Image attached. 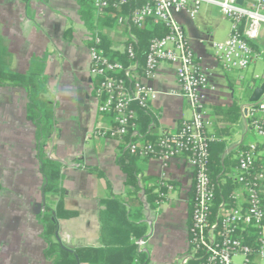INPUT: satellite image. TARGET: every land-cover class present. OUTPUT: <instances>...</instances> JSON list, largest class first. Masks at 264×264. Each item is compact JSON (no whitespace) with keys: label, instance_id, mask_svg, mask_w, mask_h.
<instances>
[{"label":"crops","instance_id":"0c3cea01","mask_svg":"<svg viewBox=\"0 0 264 264\" xmlns=\"http://www.w3.org/2000/svg\"><path fill=\"white\" fill-rule=\"evenodd\" d=\"M79 9L78 0H0V45L7 53L8 68L25 73L34 57L45 58L47 88L39 100L41 106H52L55 111L57 124L46 148L52 157L64 163V206L75 215L59 220L58 236L69 248L100 247L102 199L133 191L117 163L122 141L93 136L96 127L112 126V120L98 111V77L90 69L88 31ZM210 11L209 7L203 8L195 19L184 11L172 14L210 75L213 86L204 92L203 111L213 120L212 130H221L226 137V152L234 151L220 174L233 181L238 143L253 141L245 140L252 131L242 123L240 108L250 100L254 89L244 82L247 77L243 71L229 72L217 58L213 43L225 42L227 38L214 40ZM110 37L113 48L122 50V28L110 31ZM259 63H263L264 75V62L251 67L255 69ZM152 82L159 94L150 104L153 120L149 134L157 137L163 131H176L181 122L194 117L197 109L185 97L169 93L179 89L174 65L163 62ZM235 103L240 114L237 121L224 120L214 111L215 107ZM27 104L28 92L24 87L0 86V264H51L44 255L46 242L37 216L43 207L45 179L39 162L36 125L27 116ZM260 141L256 142L264 143ZM88 166L97 167L104 176L92 173ZM144 166L139 175L141 201H145L143 187L154 184L146 177H165L173 187L162 205L146 213L145 250L149 264H177L190 250L193 168L186 156L174 158L166 166L160 159L150 158ZM57 199L52 197L53 205Z\"/></svg>","mask_w":264,"mask_h":264},{"label":"built area","instance_id":"2783aa9c","mask_svg":"<svg viewBox=\"0 0 264 264\" xmlns=\"http://www.w3.org/2000/svg\"><path fill=\"white\" fill-rule=\"evenodd\" d=\"M127 0H120L121 4ZM145 4L134 8L128 15H119L124 27V40L135 39L132 27L142 28L149 19L161 22L169 33L162 38L151 40L142 73L137 61L128 65L114 61L99 48L101 38L98 33H88L87 41L92 42L90 69L95 77L102 80L95 88L98 111L111 117L112 126L96 127L94 137H108L122 141L130 137L127 148L141 158L156 157L166 166L172 159L186 156L193 168L196 181V204L193 225L189 229L190 250L177 264H189L191 260H203L202 264H261L264 261V143L256 141L239 142L236 152L237 173L233 181L235 187L230 201L219 203L215 219H211L214 187L210 178V144L222 142L226 137L212 130L213 120L203 111L204 92L212 88L210 75L192 49L183 26L173 17V11H184L195 19L203 8L217 7L231 22L228 39L214 42L217 58L229 72H242L253 64L264 62V0H145ZM95 16L104 15L120 3L108 0H92ZM126 22V23H125ZM254 44L258 48L254 47ZM127 49L131 58L135 57L132 45ZM163 62L176 67L178 90H170L173 95L185 97L197 109L192 119L184 120L176 131H163L155 143H144L143 134L134 129L137 118L136 108L147 109L159 90L153 85ZM121 74L122 76H117ZM138 76V77H137ZM256 78H259L257 76ZM264 83V75L259 83L253 82V89ZM242 123L264 139V93L257 102L241 105ZM242 143V144H241ZM260 149V147H262ZM162 184L168 191L173 190L165 177ZM167 197V194H161ZM163 201L158 203L162 205ZM247 237L254 239L246 243ZM139 249L145 250V240L137 241ZM204 252L205 255H202Z\"/></svg>","mask_w":264,"mask_h":264},{"label":"trees","instance_id":"16d2710c","mask_svg":"<svg viewBox=\"0 0 264 264\" xmlns=\"http://www.w3.org/2000/svg\"><path fill=\"white\" fill-rule=\"evenodd\" d=\"M108 1L112 4L120 3V0ZM78 3L80 17L88 33H98L101 38L99 48L110 55L112 60L122 62L124 65L137 61L141 68L139 76L142 73V66H144L151 40L162 38L169 33L168 28L163 23L155 22L153 19H149L142 28L132 27L131 31L135 39L124 40L123 42L126 47L128 45L134 47L135 57L131 58L127 49L113 48L110 31L116 28H128L129 25L126 22L124 26L118 23L119 15L130 14L134 8L145 4V0H127L124 4L120 3V8L111 6L100 17L95 16L92 0H78ZM91 44L92 42H89V46ZM254 47L258 48L255 44ZM6 57L7 53L0 45V86H21L27 90V116L36 125L38 156L41 172L45 179L43 207L37 215L43 226L41 236L46 242L45 257L51 264H149V253L146 250L141 251L137 241L140 239L147 240L148 221L146 220V213L149 210H155L158 203L166 199L161 194H167L168 188L162 184L161 179L146 177L154 181V184L143 187L145 192V201L143 202L138 195L142 189L139 175L144 171L146 160L156 157L141 158L139 154L132 153L126 145L130 137H124L117 163L126 174V184L133 188V191L128 192L125 196L111 195L102 199L99 213L100 247L69 248L65 246L58 236L59 220L71 218L75 212L67 210L64 206L65 189L62 185L64 163L52 157L46 148L50 135L55 131L57 121L54 107L49 105L43 107L39 100V96L47 88V77L44 74L45 58L34 57L31 68L25 73H19L8 68ZM117 76L121 77L122 75L118 74ZM101 80L102 78L98 77L96 84L98 85ZM149 108L150 105L147 109L136 108L137 118L134 120V129L144 135L142 140L144 143H155L159 135L155 137L149 134V125L153 120ZM214 111L218 116H223L224 120L232 122L237 121L240 116L239 107L236 103L229 107H215ZM220 131L216 133L223 135ZM262 148L263 146L260 147V149ZM233 153V150L226 152L224 141L210 144L209 171L214 187L213 204L210 208L212 220L216 217L219 203L223 200L230 201L233 190L237 187L234 181L225 178V174L220 176ZM235 166L238 167V160ZM87 169L97 176H104L97 167L88 166ZM52 197L58 198L54 205L51 201ZM195 204L196 181L194 180L190 191L189 229L193 225ZM253 241L252 237L246 239L248 244H252ZM201 254L205 255L204 252ZM203 260H191L189 264H202Z\"/></svg>","mask_w":264,"mask_h":264},{"label":"rangeland","instance_id":"374dc122","mask_svg":"<svg viewBox=\"0 0 264 264\" xmlns=\"http://www.w3.org/2000/svg\"><path fill=\"white\" fill-rule=\"evenodd\" d=\"M211 8V19H213V21L211 22V25H213L215 27V37L214 40L216 41H222V39H228V34H229V28H231V22L225 18L221 11L218 8H215V6H211L209 7ZM224 19V20H221ZM220 21V23H219ZM207 30H210L207 29ZM255 69H252V67H250L249 69L243 71V73L246 75V81H244L246 84H250L252 85L253 82L254 83H259L261 81V77H262V73H263V63H259L256 67H254ZM257 76H259V78H256ZM246 141H263L264 139H262L261 137H259L255 132H250L247 136H246ZM260 141V142H261Z\"/></svg>","mask_w":264,"mask_h":264},{"label":"water","instance_id":"95a60500","mask_svg":"<svg viewBox=\"0 0 264 264\" xmlns=\"http://www.w3.org/2000/svg\"><path fill=\"white\" fill-rule=\"evenodd\" d=\"M238 1L239 3H242V0H238ZM263 93H264V83L260 87H257L256 89H254L253 94L250 98V101L257 102ZM43 202H44V198H43Z\"/></svg>","mask_w":264,"mask_h":264}]
</instances>
